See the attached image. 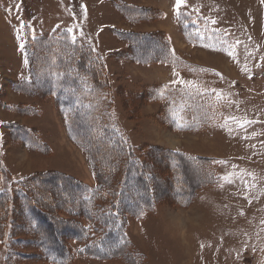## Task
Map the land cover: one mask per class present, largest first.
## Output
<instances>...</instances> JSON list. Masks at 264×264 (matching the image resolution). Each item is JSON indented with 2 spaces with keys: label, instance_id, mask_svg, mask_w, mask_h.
I'll return each instance as SVG.
<instances>
[{
  "label": "rangeland",
  "instance_id": "374dc122",
  "mask_svg": "<svg viewBox=\"0 0 264 264\" xmlns=\"http://www.w3.org/2000/svg\"><path fill=\"white\" fill-rule=\"evenodd\" d=\"M21 24L28 37L23 52L17 39ZM68 27L75 30L76 43ZM140 34L147 36L145 55L155 60L149 64L131 53L139 49ZM201 35L204 43L227 51L203 47ZM75 47L85 53L90 49L102 63L105 72L96 92L104 108L113 110L112 121L124 140L137 155L165 157L168 166L155 190L160 201L154 209L129 215L125 223L112 220L123 230L120 248L112 246L103 257L90 255L73 238L67 241L72 254L64 263L264 264V0H186L179 16L175 0H0V191L13 193L19 180L56 170L97 188L87 154L70 136L75 135L71 115L55 97L57 65L75 70L78 83L92 80L76 68L82 54ZM170 48L183 53L171 56ZM180 77L200 88L172 83ZM48 83L55 84L53 90H47ZM165 85L170 88L161 97L156 90ZM196 91L203 94H192ZM77 94L81 100L89 97ZM181 107L187 130L168 122L172 110ZM233 118L255 123L240 126ZM176 153L194 166L197 162L200 180L196 167L188 171L191 185L182 179L181 166L174 165L180 159ZM229 175L230 182L223 179ZM100 197L104 217H112L109 204L115 199L105 193ZM72 215L60 214L66 221H73ZM21 216L11 210L0 238V264H58L44 258L35 227ZM90 217L80 224L93 240L108 228ZM10 233L23 241L13 242Z\"/></svg>",
  "mask_w": 264,
  "mask_h": 264
},
{
  "label": "trees",
  "instance_id": "16d2710c",
  "mask_svg": "<svg viewBox=\"0 0 264 264\" xmlns=\"http://www.w3.org/2000/svg\"><path fill=\"white\" fill-rule=\"evenodd\" d=\"M139 36L141 37L139 49L131 51L134 59L138 62L141 58L150 57L151 62H154L152 56L145 55L144 46H147V44H142L147 36L140 34L136 37ZM141 46H143V49H141ZM74 50L82 54L81 58L84 62L89 63V65L81 64L82 60H79L76 63V68L80 72L89 75L93 84H90V81L78 83L75 79V70L57 65L54 71L59 76V83L55 89V97L58 107L62 111L64 109L67 113L69 111L71 115L69 122L71 125L75 124L74 134L87 142L88 150H85L79 144L91 163L97 179V188L92 189L88 184L61 171H43L19 180V188L14 190L13 193L0 191V238L5 236L11 210L15 208L16 213L19 211L23 215L21 221L31 222L35 227L33 235L38 237V249H40L44 258L46 257L58 264H65L64 261H67L71 256L72 248L67 241L73 238L85 245L81 252L90 255H102L103 257L106 249H110L112 246L118 248L120 239H125V237H123L122 228L112 220L118 222L121 219L125 223L129 215L138 217L141 212L154 209L152 207L154 198L155 205L156 202L160 201L155 190L158 185L162 186V173L165 172L168 166L164 164L165 157L160 159V156L154 157L153 154L142 152L141 156L137 155L132 146L124 140L119 130L117 131L118 127L112 121L113 110L104 108L101 102L103 100L102 94L98 95L96 92V89L99 88H97L99 84V81L97 82L98 77L105 72L102 63L96 60L90 49L86 53L83 48L75 47ZM170 50L169 54L172 56L173 53ZM62 53L63 55H69L70 53V56L77 55L74 51L68 53V51L62 50ZM86 66H89V68H86ZM84 84L90 88V92H88L89 97L84 96L81 100L82 95L77 94V91L78 93L80 91L85 93ZM46 87L47 90H53L55 84L48 83ZM66 89H74L75 93L66 91ZM24 91L27 92V90ZM81 101L85 105H92V108L87 110L89 113L87 116L82 115L85 110L77 107V104ZM13 126H17V124H13ZM70 136L73 139V134L70 133ZM23 141L27 142V140ZM148 149H152V147ZM161 150L160 152H163V149ZM174 157L180 158L174 162V165L181 166L177 169L181 168V177L182 179L185 178L188 185L194 182L193 179H190L188 171L192 170L193 172L195 167L197 168L196 180L201 179L197 162L194 166L188 158L179 153H176ZM176 173L179 178L180 174ZM110 186H114L112 191H110ZM104 193L115 199L109 204L111 210H115L112 217H104L106 206L100 197ZM90 195L91 198H89ZM185 195L186 191L184 190L180 196L183 198ZM187 203H190V201ZM16 205L18 206L16 207ZM61 212L73 214L72 216L75 219L73 221L63 220L60 216ZM91 215L96 217L102 226L108 228L93 240L91 238L87 239V228L85 229V226L80 224L81 218H91ZM9 223L13 225L11 222ZM62 224L67 225L63 227ZM9 236H11L13 242L23 241L15 239L12 233ZM112 239H116V241L111 245Z\"/></svg>",
  "mask_w": 264,
  "mask_h": 264
},
{
  "label": "snow or ice",
  "instance_id": "6c2138e0",
  "mask_svg": "<svg viewBox=\"0 0 264 264\" xmlns=\"http://www.w3.org/2000/svg\"><path fill=\"white\" fill-rule=\"evenodd\" d=\"M185 4H186V0H175V9H176V12H177L178 16L181 14L182 6H184ZM24 27H25V24H21L20 27L17 29V39L20 41L19 50H21L22 52L25 50V46H26V43H27V40H28V37L26 35H23ZM65 31H66L67 34H69L71 41L73 43H76V41L78 40V36H77L74 28L73 27H68V28L65 29ZM80 36H83V32L82 31L80 32ZM32 38L35 39L34 29L32 30ZM200 40H201V45L203 47H205V48H211V49H214V50L227 51V48H223V49L217 48V44L215 42L204 43L203 42V35H201ZM216 40L221 42V43L224 42L223 39L219 36V34H217ZM229 54L231 55V53H229ZM173 55H174V51H173ZM27 62H28L27 61V55L25 54V63L27 64ZM138 62L149 64L151 62V58L150 57L141 58V59L138 60ZM172 62L175 63L176 61L173 60ZM245 71H247V69H245ZM177 76H179V73H177ZM82 83H83V81H82ZM172 83L184 86L185 88H189V89H199L200 88V86L198 84H196L195 82L186 81L182 77H180L176 81H173ZM168 88H170V85H165L163 89L156 90V91L161 97H163L164 96V92ZM66 91H71V92L75 93L74 89H66ZM84 92L85 93L90 92V88L86 84H84ZM192 94H203V93L199 92V91H196V92H193ZM77 107L85 110V111L82 112V115L87 116V115H89L87 110L91 109L92 105L91 104L85 105L81 101V102H79L77 104ZM184 110H185L184 107H181V108H178V109H174L171 112V120H168V122L171 124L173 121H175L174 128L176 130H187L188 129V122H187L186 118L183 115ZM65 114L67 116V112ZM233 119L237 120V123L240 124V126H243V124H246V123H255V121H247V120L239 121L238 118H233ZM117 131H118V129H117ZM73 139L77 140V142L80 143L81 146L85 148V150H88L87 142L85 141V139H83L81 137H78L76 135H73ZM26 146L33 147L34 145L29 141V142H26ZM0 147H2V134H0ZM223 179L230 182L231 179H232V176L231 175L225 176ZM0 190H2V189H0ZM152 207L153 208L155 207V198L153 200ZM140 215H143V212H141ZM113 250L114 249H111V248L110 249H106V251H108V252H111ZM80 251H83V249H81Z\"/></svg>",
  "mask_w": 264,
  "mask_h": 264
},
{
  "label": "crops",
  "instance_id": "0c3cea01",
  "mask_svg": "<svg viewBox=\"0 0 264 264\" xmlns=\"http://www.w3.org/2000/svg\"><path fill=\"white\" fill-rule=\"evenodd\" d=\"M173 51L175 52V54H182L183 53V51H181V50H179V49H173ZM2 117H3V115L1 114V112H0V121L2 120ZM0 132L2 133V130H0ZM129 134V133H128ZM162 141H155V143H159V144H162L161 143ZM4 143V142H3ZM2 143V144H3ZM164 143V142H163ZM165 144V143H164ZM157 145V144H156ZM3 147V146H2ZM1 151H0V160H3V157H1ZM56 171H59V170H56ZM77 179H79V180H81L80 178H78V177H76ZM82 181V180H81ZM84 182V181H83ZM84 183H92V182H90V180H88V182H84ZM94 183V182H93Z\"/></svg>",
  "mask_w": 264,
  "mask_h": 264
}]
</instances>
